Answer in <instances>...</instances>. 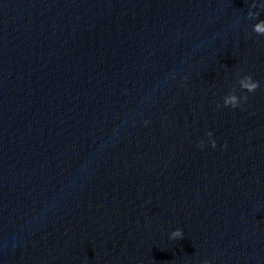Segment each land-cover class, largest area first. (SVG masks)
Masks as SVG:
<instances>
[{"label":"water","instance_id":"obj_1","mask_svg":"<svg viewBox=\"0 0 264 264\" xmlns=\"http://www.w3.org/2000/svg\"><path fill=\"white\" fill-rule=\"evenodd\" d=\"M260 20L264 0H0V264H264Z\"/></svg>","mask_w":264,"mask_h":264},{"label":"clouds","instance_id":"obj_2","mask_svg":"<svg viewBox=\"0 0 264 264\" xmlns=\"http://www.w3.org/2000/svg\"><path fill=\"white\" fill-rule=\"evenodd\" d=\"M253 5L252 7H254ZM249 16L258 15V13H253L251 9L248 12ZM252 31L264 35V20L257 21L256 24L252 26ZM237 83L241 90H244L246 93H252L259 87V82L254 80L251 75H240L237 73ZM248 99L247 95L241 94L237 95L236 89H232L222 98V104H218L217 107H230V108H239L243 102ZM143 123L147 125L148 120H144ZM206 139H201L197 142V147L203 150L206 146L215 149L217 147V141L214 138L213 132L208 131L205 134ZM184 235L183 231L180 228H175L169 233L170 240H176L182 238ZM203 264H211V261L205 260Z\"/></svg>","mask_w":264,"mask_h":264}]
</instances>
